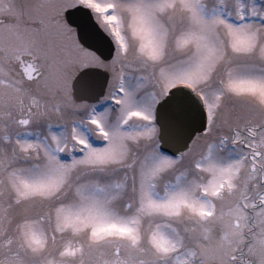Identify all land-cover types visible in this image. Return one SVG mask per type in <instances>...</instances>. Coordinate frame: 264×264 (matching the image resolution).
Instances as JSON below:
<instances>
[{
  "label": "snow or ice",
  "instance_id": "1",
  "mask_svg": "<svg viewBox=\"0 0 264 264\" xmlns=\"http://www.w3.org/2000/svg\"><path fill=\"white\" fill-rule=\"evenodd\" d=\"M0 264H264V0H0Z\"/></svg>",
  "mask_w": 264,
  "mask_h": 264
}]
</instances>
